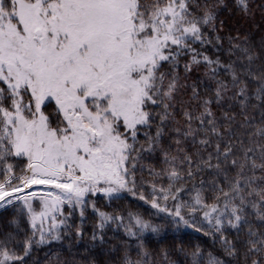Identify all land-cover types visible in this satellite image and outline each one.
I'll return each instance as SVG.
<instances>
[{
    "label": "snow or ice",
    "instance_id": "6c2138e0",
    "mask_svg": "<svg viewBox=\"0 0 264 264\" xmlns=\"http://www.w3.org/2000/svg\"><path fill=\"white\" fill-rule=\"evenodd\" d=\"M0 264H264V0H0Z\"/></svg>",
    "mask_w": 264,
    "mask_h": 264
},
{
    "label": "trees",
    "instance_id": "16d2710c",
    "mask_svg": "<svg viewBox=\"0 0 264 264\" xmlns=\"http://www.w3.org/2000/svg\"><path fill=\"white\" fill-rule=\"evenodd\" d=\"M236 19H239V17L237 16ZM257 20H259V13L257 14ZM241 23H242L241 30H242V31H243V30H247L248 27H249V24H248V23H243V22H241ZM191 239H192L193 241H195V239H196V234H195V233H191ZM39 255L41 256V258H43L44 253L41 252Z\"/></svg>",
    "mask_w": 264,
    "mask_h": 264
}]
</instances>
